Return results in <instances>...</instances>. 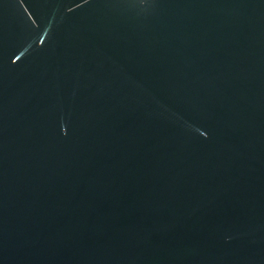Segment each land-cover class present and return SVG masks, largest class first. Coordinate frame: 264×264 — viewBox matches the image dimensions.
Returning a JSON list of instances; mask_svg holds the SVG:
<instances>
[{
    "label": "water",
    "instance_id": "obj_1",
    "mask_svg": "<svg viewBox=\"0 0 264 264\" xmlns=\"http://www.w3.org/2000/svg\"><path fill=\"white\" fill-rule=\"evenodd\" d=\"M0 264H264V0H0Z\"/></svg>",
    "mask_w": 264,
    "mask_h": 264
}]
</instances>
